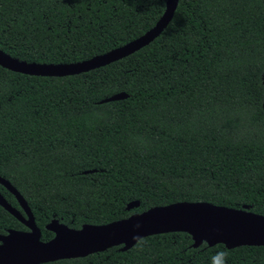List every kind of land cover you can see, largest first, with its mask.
Here are the masks:
<instances>
[{"label":"trees","instance_id":"16d2710c","mask_svg":"<svg viewBox=\"0 0 264 264\" xmlns=\"http://www.w3.org/2000/svg\"><path fill=\"white\" fill-rule=\"evenodd\" d=\"M164 9L165 0H0V49L81 61L140 36ZM263 76L264 0H178L150 43L79 74L0 66V176L43 241L53 218L79 228L178 201L264 215ZM118 92L127 97L100 102ZM0 193L17 207L1 184ZM8 229L25 227L0 206ZM40 264H264V246L193 247L178 231Z\"/></svg>","mask_w":264,"mask_h":264},{"label":"water","instance_id":"95a60500","mask_svg":"<svg viewBox=\"0 0 264 264\" xmlns=\"http://www.w3.org/2000/svg\"><path fill=\"white\" fill-rule=\"evenodd\" d=\"M178 0H165V9L155 24L140 36L105 53L69 63L27 62L10 56L0 49V66L27 75L67 76L86 72L121 59L150 43L171 20ZM264 87V76L262 79ZM127 97L115 93L100 102ZM264 110V92L262 99ZM0 184L16 199L22 212L13 207L0 193V206L24 225L26 229H8L0 233V264H40L58 259L84 257L112 246L121 250L132 247L139 239L160 233L185 232L192 246L202 243L213 246L221 243L226 248L243 245L264 246V215L240 208L216 205L205 201H178L154 206L139 213L104 224L84 223L72 228L58 219H51L45 229L53 236L43 241L33 214L19 191L0 176ZM133 200L126 209L138 206Z\"/></svg>","mask_w":264,"mask_h":264},{"label":"clouds","instance_id":"9594fccd","mask_svg":"<svg viewBox=\"0 0 264 264\" xmlns=\"http://www.w3.org/2000/svg\"><path fill=\"white\" fill-rule=\"evenodd\" d=\"M218 255H220L221 257H225L226 256V253L220 252Z\"/></svg>","mask_w":264,"mask_h":264},{"label":"flooded vegetation","instance_id":"af4514ba","mask_svg":"<svg viewBox=\"0 0 264 264\" xmlns=\"http://www.w3.org/2000/svg\"><path fill=\"white\" fill-rule=\"evenodd\" d=\"M8 202V201H7ZM17 203V202H16ZM12 205V204H11ZM13 207H15V208H17V209H19L21 212H22V210L20 209V207H19V205H18V203H17V207L16 206H14V205H12ZM26 229V228H25Z\"/></svg>","mask_w":264,"mask_h":264}]
</instances>
